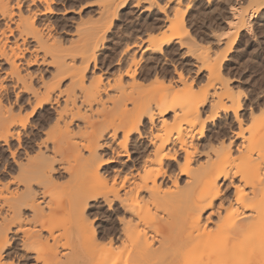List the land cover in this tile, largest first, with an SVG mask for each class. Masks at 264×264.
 <instances>
[{
    "label": "bare ground",
    "instance_id": "6f19581e",
    "mask_svg": "<svg viewBox=\"0 0 264 264\" xmlns=\"http://www.w3.org/2000/svg\"><path fill=\"white\" fill-rule=\"evenodd\" d=\"M96 1V16L102 18L110 8L113 10L125 0ZM148 1L150 5L155 2ZM249 1L256 9L264 6V0ZM52 2L0 0V23L3 24L0 26V145L10 153L17 168L6 181L0 178V264H112L113 261L116 264H264V168L261 167L264 166V107L258 108L262 113L258 109L255 114L253 109L247 114L240 113L243 103L237 91L217 76L219 85L211 87L213 97L207 104L217 109L215 114L225 113L237 129L230 133L225 145L214 146L212 142L201 146L202 154L194 140L203 135L202 113L207 99L206 95L196 97L192 93L194 82L188 83L185 75L177 72L175 81L181 88L171 83L158 85L161 81L158 78L149 88L144 85L147 87L144 89L142 85L141 91L137 90L142 84L140 81L137 84L135 66L138 63L130 59L140 44L136 37L135 43L123 46L118 61L127 59L130 63L125 61L126 68L118 69L121 74L116 72L118 75L113 77H118L112 84L104 86L105 80L103 84L100 81L103 87L100 84L93 87L89 81L85 85V71L89 59H93L90 52L102 42L105 33L102 30H108L109 26L103 27L100 22L98 26H91L93 21L87 20L80 23V17L75 25L78 33L68 38L70 42L66 40L72 46L63 48L69 43L66 46L59 43L61 40L49 22L52 19L46 18L58 12L51 6ZM179 7L176 6L177 10ZM63 10L75 9L64 7ZM231 10L233 16L228 24L244 25L240 20L244 9L234 6ZM182 15L175 16L176 20L168 17L175 20L169 21L176 36L185 28ZM184 32L187 34V28ZM173 34L157 41L149 39L145 51H162L163 55L164 46L173 37L176 39ZM181 38L179 48L185 40ZM189 43L198 47L194 40ZM189 43L185 44L187 52L193 49ZM174 44L177 48L176 41ZM200 50L198 55V51L192 53L206 62L208 73L219 75L214 63H207L211 53ZM31 65L37 70H28ZM42 67L52 68L49 77L42 74ZM123 76L130 81L128 84L124 83ZM93 77L92 80H100L98 76ZM44 105H49L51 116L47 115L46 122L34 121L32 116ZM99 112L105 115L102 120L92 121L91 117ZM255 115L260 119L253 122ZM245 119L248 127L243 126ZM78 120L82 121L83 128L76 126V132L72 124ZM205 120L208 119L205 117ZM199 123L200 128L197 126L195 130ZM155 125L156 133L152 131ZM38 128L44 137L36 139L32 132ZM197 133L200 136L196 137ZM133 134L138 138L136 141L142 138L147 141V145L143 143L144 148L140 145L139 159L128 167H111L117 155L126 154V142ZM22 138L29 146L36 144L39 150L36 155L31 153L32 157L23 149L24 162L17 161L14 147L11 150L10 145V141H16L15 148L22 146ZM48 144L53 156L47 155ZM106 150L111 156L103 159L101 153ZM179 153L182 160L171 178L174 174L168 168ZM197 153L202 155L201 159H194ZM55 156L64 161L63 167L54 168ZM60 168L69 173L66 179L72 184L67 189L55 186V181L53 186L51 173ZM108 168L114 177L118 175L111 183L100 178ZM121 172H125L122 177ZM178 175L183 178L178 179ZM62 197L67 207L61 205L58 210L57 203L62 204ZM98 199L109 207L118 203L127 212V219L121 220V237L105 240L96 232L92 221H88L89 201ZM42 204L48 207V212Z\"/></svg>",
    "mask_w": 264,
    "mask_h": 264
},
{
    "label": "rangeland",
    "instance_id": "374dc122",
    "mask_svg": "<svg viewBox=\"0 0 264 264\" xmlns=\"http://www.w3.org/2000/svg\"><path fill=\"white\" fill-rule=\"evenodd\" d=\"M176 1L175 0H155V2L150 5L151 1H148V0L147 1L146 0H138L139 3H137V0H125L124 2L120 3L118 6H115L114 9H113V7H114L113 6L112 7L113 10H111V8H110L112 13L109 10L105 15L106 17L103 16L104 18L103 17L99 18L98 15L96 16V13H97L96 8H98V4H97L96 0H53L52 3L54 5L52 4L51 6L56 8L58 10V12L51 14V15H49V17L47 16L46 18H48V20L52 19V20H49V22L52 23L51 25L54 26L52 28V30H54L55 36L60 38L61 42H59V43L63 44L62 46H64V44L66 46L67 45L66 43L70 42L69 41L70 39H68V38L73 37L76 35L75 33H78L76 31L78 28L76 29L75 25L80 20V17H81V21H82L80 23H85V21L87 20L86 22H88V23H90L91 21L94 22V23L93 22L90 23L91 26H93V25L98 26L99 22H100V25L103 27L109 26L108 30H107V28L102 27L103 28L102 31L105 32V33H103L104 38H101V40L102 39L103 40H102V42H99V44H98L99 46L96 47V49H94L93 52H90L91 54L93 53V55H92L93 59L90 58L92 56L88 57L90 59H89L88 70L85 71L86 76L84 75L85 76V78H84L85 85L88 83H90V84L93 83V85H92L93 87H96L98 84H100V85H98L99 87H103V85L106 86V84H112L113 79L118 77V76H115V77H113V76L118 75V73L121 74L118 71H120L122 67L126 68L127 59H124V61H118L119 60L118 57H120L122 52H123V49H124L123 46L125 47L126 43L130 44V42H134L135 38L137 37L136 42H138L140 44L139 45L137 44L138 46H136L137 49L135 51L134 58H130L131 60L137 61V63H138L135 66L137 69V75H138L137 76V84L139 83L138 81H140V83H142V84L139 83L140 84V85L138 84L139 86L136 85V86H138V87H136L137 90L139 89V87L142 88L144 85L148 86V88H149V85L156 83L158 78H159V81L161 80L160 82H162L161 84L159 82L158 85L163 84L165 86V85H169V83H171V84H173V86L176 84L175 85L176 88H181V86H179V87L177 86L179 84H178V82L176 83V81H175V80H177V77H178L177 72H178V73H181L183 76L185 75L184 78L187 80L188 83L194 82L191 86L192 93L194 95H196V97L206 95V99H207L206 104L207 103L210 104L209 101H212L211 98L213 97L212 96L213 90H214L213 88H216L217 86H215V85H219L218 81L219 80L221 81L223 79L224 82L226 81L228 83V85L230 86V88L231 89L233 88L232 90L234 92L237 91L238 95L240 96L239 98L241 100V104L243 103L241 106V109H240V113H244V114L246 113L247 114L249 109H253L254 114H255V112H257L259 109L261 110V108L264 107V105H263L264 104V6H259L258 9H256V5H253L249 0H206V1L205 0H192V1L179 0L180 3L178 1H177L178 2L177 3ZM187 2H188L189 6L186 5ZM148 4H149V6H148ZM174 4L178 7L180 6L178 10L181 11V9H182L183 12L181 11V13H180L177 10L176 6L175 7L173 6ZM80 5H82V6L80 7ZM234 6L239 7L241 10L244 9L242 11V17L240 19L242 21V23L244 24L242 26H240L239 24H238L239 26H236L237 25L236 23H235L236 25H232V23H231V25L233 26L232 27L230 24H228V23H230L229 20L233 16L231 14V13H233L231 9ZM64 7H70V8L72 7V9H75V10H72V11L71 10H63ZM115 9H116V11H115ZM169 9H172V10H169ZM113 12H114V14H113ZM174 12L176 15L171 14ZM181 14H183L182 16L184 17L183 18L184 27L187 28V31H188L186 35H188L190 37L189 38L190 40H188L187 39L188 36L185 35V32H184L185 28L183 30L180 29L178 31V33H179V35L177 34L178 36L173 34L176 30L172 28L173 24L171 22L175 21L176 18H178L177 16H179V15L181 16ZM175 16H176V18H175ZM168 17H170V18L174 17L175 20L171 21ZM97 18L100 19V21H98L96 23ZM109 18H111V19H109ZM167 18H168V20H167ZM103 21H104V23L106 22L105 24L103 23L104 25L101 24ZM169 22L171 23V25ZM1 25H3V24L0 23V26ZM80 25H82V24H80ZM80 25H78V27ZM83 25H85V24H83ZM86 25L88 26L89 24L86 23ZM87 26H85V27H87ZM81 27H79V28H81ZM229 28H231V29L229 30ZM74 31H76V32H74ZM172 34H173V36L174 35L176 36V39H174L175 37H173V39H171L172 42H168L169 44L167 43L164 46V48L162 49L163 55L161 54L162 51H161V53L160 52L151 53V52H149V50L147 52V49L145 51L146 45L148 46V43H149L148 40L149 39L150 40L153 39V41H157L159 38H162L163 36H169ZM181 35L182 36L185 35V36L183 38H181L182 37ZM179 37L181 38V40L185 39L183 42L181 41L182 44L184 43L181 48H179V44H178L180 42V41H178ZM142 39H143V41H142ZM191 39L194 40V42H196V44L198 46L197 48H195L196 45L193 46V45H191L192 43H189V41H192ZM66 40L69 42H67ZM175 41L178 44L177 48L175 46L176 44H174ZM214 41L215 42L217 41V42L215 43ZM187 43H189V45H191V47L193 49L195 48V51L198 49L197 50L198 52L196 51L197 55L199 53L200 47L205 48L206 46L207 47L211 46L210 48L206 47L207 49H209V52L211 51L210 52L211 55H210V53H208V51L205 50L206 48L205 49L202 48L200 51L204 50L205 52H207L210 55L207 59V63L208 62L214 63V66H216L215 70H216V68H218V70H219V75H217L216 73H213V74L208 73L209 70L205 67L206 62L199 60V58L197 56H195L196 54L192 53L193 49H192V51L187 52V50H186L187 48L185 46V44L188 45ZM29 44H30V42H29ZM70 44L71 43H69L67 45V47H63V48H70L72 46ZM172 44H174L175 48L173 47ZM142 49H144L146 55L144 54V51H142ZM164 51H166V52H164ZM169 51H170V53H169ZM195 51H193V52H195ZM90 53L88 55H90ZM148 54H149V56H148ZM94 56H95V59H94ZM150 56L153 57V58L151 57L152 60L150 59ZM137 57H139V58L137 59ZM78 60H79V58H78ZM92 60H94V61H92ZM138 60H140V61L138 62ZM125 61H126V63H125ZM159 61H161V62H159ZM162 61L163 62L166 61V62L163 63ZM117 62L119 63V65ZM128 62L130 63V60ZM77 63L80 64L79 61ZM122 63H123V66H122ZM129 63H127V64L129 65ZM132 67H134V66H132ZM45 68L46 69H44V67H42V70H41L42 74L46 77H49V73L52 71V68L51 67H45ZM50 68H51V70H50ZM124 68H122V71L124 70ZM151 68L154 70H152ZM27 69L30 71H34L33 69H35V71H36L37 67L35 65H31ZM118 69H120V70H118ZM147 70H148V72H147ZM116 72H118V73L116 74ZM92 75L96 76V77L98 76V78L100 77V80H98V79L92 80L94 78ZM217 76H219L221 79L219 78V80H218ZM186 77H188V78H186ZM190 78L193 80H191ZM95 80H97V82L98 81L99 82L97 83ZM105 80H106V82L107 81L108 82L107 83L105 82V84H103V81H105ZM110 80H112V81H110ZM123 80H124V83L126 81L127 84L130 82L128 80V78L126 79L125 76H123ZM66 81H68V80H66ZM86 81H89V82L86 83ZM100 81L102 82L103 85L101 84ZM127 81H129V82H127ZM65 83H67V82H64V84ZM146 86H144L143 88L144 89L147 88ZM156 86H157V84H156ZM212 86H213V88H211ZM88 87H91V86L89 85ZM141 88L139 89L140 91H141ZM134 89H135V86H134ZM112 91L113 90H109V93ZM10 98H11V96H10ZM209 104H207L206 107L205 106L203 107L204 111L202 109V111L204 113V114L202 113V117L204 119L203 133H202L203 135L200 136L197 133L196 137L198 135L200 137L195 138V140H194L195 142H197L198 152H200L199 150H201L202 147L204 145L206 146L208 143L211 144L213 142L211 145H214V146H218V145H220V143H223V145L227 144L228 139L231 135L230 133H232L233 130L237 129V126L235 124L231 123L230 120H227V119H229V117L225 116L224 115L225 113L222 114L221 111H218L215 114L217 109L215 107H212V108H211V106L209 107ZM260 110L258 112L262 113ZM50 111L52 112L49 105H44L43 107H40L36 110L35 114L32 116V119L34 121H36V120L41 121L42 120L44 122L46 117L49 118L51 116L50 114H52V113ZM263 112H264V109H263ZM260 113H258V114L260 115ZM207 114H208V116L210 115L211 117L206 116ZM204 115H205L206 119H208V120H205ZM257 115H255L253 122H256L258 120V119L256 120V118H259L261 116V115L260 116L258 115L259 116L258 117ZM104 116L105 115H103L99 112L97 114H94L92 116L93 118L91 117V120L96 122L97 120H102V118ZM96 118H97V120H96ZM209 118H211V119H209ZM46 120H45V122H46ZM245 120H244L243 126L248 127L249 126V124H247L248 120L247 119H245ZM223 123H224V125H223ZM73 124H72L73 127L72 126L71 127L73 128V131L76 130V132H77L78 127L76 128V126H80L82 124V121L78 120V121H75ZM82 125L80 126L81 128H83ZM197 126H199V128H200V126H201L200 123L196 124L195 130L198 129V128H196ZM156 127L157 126L155 125L154 128H156ZM45 128H46V126H45ZM154 128L152 131L154 133H156L157 128L156 129H154ZM33 130H34V132H32L33 137H35V138L37 137L36 139H38L39 137H41V138L44 137V135L42 134V132H43L42 129L38 128V130L37 129L36 130L33 129ZM132 137H131L132 139L129 138L130 140L128 139V142H126L127 143L126 154L124 156L117 155L114 162L111 164V167L114 166V168L118 167V169H119V168L124 167V166L128 167L132 163L137 162V160L139 159V156L141 155V152H142L139 148L142 149L143 146L147 145L146 144L147 141L145 138H142V139H139L136 141V139H138L136 134H133ZM119 138H120V136H119ZM138 141L139 142L141 141V142L139 143ZM221 141H223V142H221ZM201 143H202V145H201ZM22 144H23L22 146L15 148L16 146H18L16 141H10L11 150L14 149L13 151L15 152V157L16 156L18 157V159L16 157L17 161L23 160V162H24V158H25L24 153L29 152L30 154L29 153L28 154L30 156L32 155V157H34L33 154H35L37 152L38 148H37L35 143H34L35 145H32L33 143H30L31 145L29 146V143H25L23 138H22ZM49 144H48L49 149L46 150V151H49V152H47V155L49 154L48 156L51 155V152H50V146L51 145H49ZM23 149L27 150V151L24 152ZM29 149H31V150H29ZM42 150H44V148ZM232 152L236 155L235 158H238V154H236L237 152L235 150L234 151L232 150ZM31 153H33V154H31ZM83 153H85V151ZM200 153L203 154L204 151H202ZM200 153L199 154L197 153V155H195L194 159H199V158L201 159L202 155ZM180 154L181 153H179L178 156H176L177 159L175 161L170 162L171 165L169 166L168 169H171V171H173V174L177 173V164L182 160ZM51 156H53V155H51ZM101 156L104 159L106 157H110L111 153L108 150H106V151L101 153ZM3 159L6 160V164H5V160H3ZM54 159H56V161L54 160V164H53L54 168H57L59 165H62L61 167H63L64 161H62V159H60L59 156H55ZM3 165L5 167H3ZM261 167L264 168V166H261ZM0 168H2V170L0 169V178H1V181L3 180V182L7 180V178L9 177V174L13 175L12 173L17 172L16 165L12 162V159L10 157V153L5 149V147H3L1 145H0ZM110 169L111 168H108L103 174L101 173V175H100V178L106 179L107 181H109L108 183H111L112 182L111 180L113 178L118 177V175L114 177L112 175V172L110 173V171H109ZM124 169H126V168H124ZM102 171L103 170H101V172ZM169 172H170V170H169ZM123 173H125V172H121L119 175H121V174L123 175ZM175 174L174 175L171 174V178L174 177ZM122 175L120 177H122ZM51 176H52L51 178L53 179V186H54V181H55V184H56L55 186H57V187L59 186L60 189L63 187H64L63 189H67V188H69L70 184H72L70 182L69 178H68V182L66 179L67 176L69 177V173L64 169L62 170V168L58 169L57 171H52ZM120 177H119V179H120ZM179 178L182 179L183 176L178 175V179ZM56 190H57V188H56ZM142 193L143 192H141V194ZM227 193H229V192H227ZM39 194L41 195V193H39ZM39 198H40V196H39ZM62 199H63V197H62ZM60 202L62 203V204H60V206L58 203H57L58 206L57 207L55 206L58 210L61 209V205L62 206L64 205V207L65 206L67 207V204H66L64 199H63V201H60ZM89 202H90L89 205H91V206H89L87 209V211H88L87 214H89L88 215V218H89L88 221H90V220L92 221L93 227L96 229V232L101 234L100 236L103 237L105 240H107L106 238L116 239L118 237H121L122 236L121 227H122V222H123L121 220L123 219V217H124V219H127L126 218L128 216L127 212H123L121 207H119L118 203H114V204L110 205V207H109V206L104 205V203H103V201H101V199H98L96 202L95 201H89ZM42 207H44L43 209L46 212H48V210H49L48 207L45 208L46 206L43 204H42ZM101 209H104V210L101 211Z\"/></svg>",
    "mask_w": 264,
    "mask_h": 264
},
{
    "label": "snow or ice",
    "instance_id": "6c2138e0",
    "mask_svg": "<svg viewBox=\"0 0 264 264\" xmlns=\"http://www.w3.org/2000/svg\"><path fill=\"white\" fill-rule=\"evenodd\" d=\"M33 3H35V0H33ZM49 10L51 11V9H49ZM185 35H186V33H185ZM262 179H264V178H262ZM238 191L243 192L242 189H238ZM103 210L104 209H101V211H103ZM112 264H116V261H113Z\"/></svg>",
    "mask_w": 264,
    "mask_h": 264
}]
</instances>
